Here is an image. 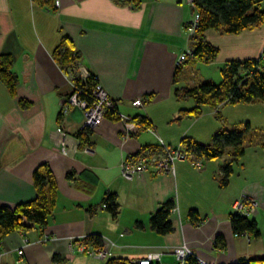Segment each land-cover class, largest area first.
Here are the masks:
<instances>
[{
	"label": "crops",
	"instance_id": "crops-1",
	"mask_svg": "<svg viewBox=\"0 0 264 264\" xmlns=\"http://www.w3.org/2000/svg\"><path fill=\"white\" fill-rule=\"evenodd\" d=\"M194 11L192 0H0V58H13L20 80L15 97L0 81V208L37 199L33 173L41 164L51 165L58 186L47 226L27 235H8L0 245L1 264H87L89 260L107 264L112 258L137 262L153 252L162 254L157 264H179L174 251L183 245L208 264L264 260V229L259 240L239 237L230 222L234 205L246 196L258 202L254 220L262 228L261 147H246L225 189L220 181L224 167L233 160L231 149L224 158L202 161V168L182 161L174 173L159 174L150 166L146 173L127 180L121 172L127 159L151 151L159 157L164 146L181 148L184 138L203 141L193 134L197 128L208 136L202 144L212 143L214 134L222 131L219 123L211 122L216 113L211 108H202L201 118L176 121L181 110L196 106L191 98L178 101L176 91L201 85L197 77L198 83L192 80L186 66L191 63L196 69L195 64L203 62L189 56L178 64L180 56L192 50L187 29L195 19ZM205 35L219 50L218 58L207 64L218 75L228 62L255 61L264 53V27L232 35L210 29ZM66 36L80 53L77 74L84 69L96 75L120 115L148 117L152 129L128 120L105 119L89 129V144L82 147L77 135L88 130L84 112L74 108L62 113L74 89V71H65L54 58ZM178 67L181 73L175 83ZM205 77L203 82L211 83ZM152 94L156 97L152 104L134 105ZM24 102L27 107H22ZM59 128L67 134V155L60 150ZM107 194L118 196L116 217L104 205ZM173 201L174 232L160 235L150 225L151 219ZM195 210L201 216L196 223L189 219ZM96 236L102 240L101 248L110 250L107 259L73 252V246L84 242L80 238L90 241ZM54 256L59 258L55 262Z\"/></svg>",
	"mask_w": 264,
	"mask_h": 264
},
{
	"label": "trees",
	"instance_id": "trees-1",
	"mask_svg": "<svg viewBox=\"0 0 264 264\" xmlns=\"http://www.w3.org/2000/svg\"><path fill=\"white\" fill-rule=\"evenodd\" d=\"M194 13L200 14L198 28L191 35V58L197 62L206 64L213 63L218 57L219 50L208 43L205 33L210 29H215L225 34H240L244 30H254L257 27H264V0H193ZM190 24L188 25V27ZM61 44L55 51L54 58L65 71H74L80 60V53L77 52L75 43L69 38L64 37ZM14 60L10 56L0 58V81L8 88L12 97L17 95L19 77L14 72ZM180 66V65H179ZM181 73L178 67L174 81L177 83ZM223 82L221 84L204 83L200 86L190 89H179L176 91L178 101L193 99L196 106L191 110H181L177 122L186 117L201 118L203 106H208L216 112L221 119L222 112L220 109L228 105L251 104L257 101L264 103V55L255 61L228 62L223 66L221 72ZM78 87H83L84 98L92 100L90 92L93 87L98 85L96 75L91 73L90 78L83 83L81 80H75ZM86 87L88 89L86 90ZM89 90V91H88ZM155 95H146L142 99L143 105H150L155 100ZM22 107L27 104L21 103ZM117 105V104H116ZM109 120H122L118 111V106L107 114ZM133 122L144 130L152 129V122L147 117H136ZM252 126L250 123L245 129L236 128L234 130L225 129L214 134L212 143L202 144L193 138H184L181 142V149L187 155H194L197 159L205 162L214 161L226 157L229 149L233 152V160L229 162L223 170L220 186L225 189L231 181L234 174V165L245 157L246 139L251 134ZM91 131H81L77 137L82 141V147L89 144ZM264 151V141L261 143ZM150 149L154 150L152 147ZM157 148H155L156 150ZM151 155H157L156 151H151ZM72 179V175H69ZM33 183L37 190V199L24 204H18L15 208L9 206L0 208V245L8 235L21 232L25 235L30 233L36 227L43 229L48 224V217L55 210L58 200V186L56 177L50 164H41L33 173ZM104 205L114 217L118 215L120 206L118 196L107 194ZM176 203L168 202L162 209L152 217L150 225L160 235H167L174 232V226L170 222L172 211ZM189 219L192 222L201 221L200 214L190 211ZM234 234L237 236H250L256 240L262 237L258 222L251 218L244 217L241 214H233L230 218ZM89 243L101 247L102 240L100 237L88 238ZM59 258L54 256L53 261ZM107 264H136L123 258H112ZM187 264H200L198 258L189 257ZM239 264H264V260L254 259L251 262L242 260Z\"/></svg>",
	"mask_w": 264,
	"mask_h": 264
},
{
	"label": "built area",
	"instance_id": "built-area-1",
	"mask_svg": "<svg viewBox=\"0 0 264 264\" xmlns=\"http://www.w3.org/2000/svg\"><path fill=\"white\" fill-rule=\"evenodd\" d=\"M193 1V0H192ZM57 5H59V2H57ZM200 20V14L195 15L194 21L190 24L188 27V32L190 33V36L195 33V30L198 28V22ZM193 55L192 51H189L188 54H183L180 56V59L178 61V64L181 65L184 62H186L189 58V56ZM264 55V53H263ZM81 66V65H80ZM78 67L72 72L74 74L73 80L77 81V79L81 80L83 83H86V81L90 78L91 73L87 72L86 70L82 69V72L77 74L76 70L80 68ZM81 70V68H80ZM73 81L74 89L73 92L68 96L67 101L62 106L63 108V114H68L72 109H81L84 112V118H85V127L86 129H92L94 127H97L103 123L105 119H107V114L115 109L116 103L114 99H112L107 92L104 90L103 86L98 83L95 87H93L92 91L90 92V95L92 96V100L88 101L84 98V89L83 87H78L76 85V82ZM88 87H86V90ZM89 91V90H88ZM142 99L136 100L134 105L138 107L144 106L142 103ZM122 120H128L133 122V120L130 117L122 116L120 115ZM59 133L61 134V145L60 150L61 153L67 155V134L65 133V130L62 128H59ZM182 161H188L191 162L192 165H194L197 168H202L203 163L201 160L197 159L194 155H187L183 152L181 148H168L164 146V151L160 154L158 157L154 154L149 155H140L137 156V158L134 159H127L124 164L121 166V172L123 177L127 179H133L135 176L142 175L146 173V171L149 169L150 166H154L156 171L158 173H171L175 172V165L178 162ZM246 196L242 197L241 200H239L234 205V212L237 214H241L244 217L250 218L252 215L256 214L257 208L259 207V204L255 200H246ZM80 240L84 241L82 245L79 246H73L72 250L73 252H79L81 254H87L91 256L94 259H100L104 260L107 259L108 256L111 255L110 250H106V248H95L90 245V243L85 238H80ZM23 251H19V254H22ZM174 255L179 261V264H187V260L189 257H196L194 251L188 247L187 245H183L180 247H176L174 251ZM3 257V254L0 250V264H1V258ZM161 253H154L149 254L147 258H143L140 261L135 262L136 264H157L162 259ZM199 260L200 264H208L204 260H202L199 257H196ZM210 264V263H209Z\"/></svg>",
	"mask_w": 264,
	"mask_h": 264
},
{
	"label": "rangeland",
	"instance_id": "rangeland-1",
	"mask_svg": "<svg viewBox=\"0 0 264 264\" xmlns=\"http://www.w3.org/2000/svg\"><path fill=\"white\" fill-rule=\"evenodd\" d=\"M263 7H264V3H263ZM194 21V20H193ZM190 35V33H189ZM195 66L191 63H189V65L186 66L187 71H190L191 74L193 75V79L195 80V83H198L200 80V84H204L206 82L203 78H207V79H211V83H215V84H221L223 82L222 79V74L220 73L218 75V72L216 70V68H213L211 65H207L204 63H199V64H195ZM195 77H197V80L195 79ZM203 82V83H202ZM203 108H209L208 110H211L210 107L205 106ZM220 112H222V116L221 119H219L216 115V113H214L211 116V122H216L219 123V125L221 126L220 128L222 130H225L224 127H229L230 128H234V127H240L242 129L246 128V125L248 123L251 124L252 126V131L251 134L247 137L245 145L246 147H249V149L251 150H255V148H259L261 147V143L264 141V103L262 102H255V103H251V104H238V105H228V106H224L223 108L220 109ZM63 113V112H62ZM226 114H228V116H226ZM206 115H204L203 118H205ZM229 118L233 119V121L229 120ZM204 127V125H203ZM201 129H196L194 131V136H200V140L203 141H208V136H206L205 132H201ZM198 141V140H196ZM203 141H198V142H203ZM264 154V153H263ZM255 215L251 216V219L254 220L255 219ZM261 224H262V228L261 225L259 227L260 230L264 229V217L262 216L261 218ZM90 259V258H89ZM96 260V259H95ZM100 260V259H98ZM1 262H2V258H1ZM102 261H94V260H89V262L87 261V264H103L101 263Z\"/></svg>",
	"mask_w": 264,
	"mask_h": 264
}]
</instances>
